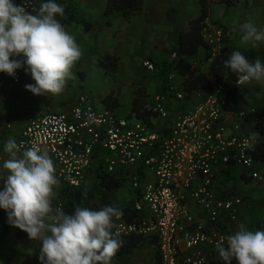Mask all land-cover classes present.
<instances>
[{"label": "built area", "instance_id": "built-area-1", "mask_svg": "<svg viewBox=\"0 0 264 264\" xmlns=\"http://www.w3.org/2000/svg\"><path fill=\"white\" fill-rule=\"evenodd\" d=\"M62 1L57 0L59 4ZM18 4L30 12L38 8L36 0H19ZM202 34L208 54L193 56L190 67L208 75L215 58L223 53L228 33L223 25L207 17ZM172 58L176 59L177 54L173 53ZM143 66L149 71L156 69L150 59L144 60ZM12 78L18 83L21 76L16 72ZM172 99L194 103L172 111ZM224 103V83L214 84L211 91L189 92L171 72L162 91L155 93L146 105L169 122L166 131H156L136 116L123 117L99 108L89 95H81L69 113L29 116L16 142L24 147L36 144L47 152L59 183L72 188L84 185L88 172L100 158L106 172L126 176L129 170L135 174L132 184L140 195L135 209L143 214V219L131 222L122 213L113 231L119 236L155 235L159 264H208L206 248H216L222 237L235 233L224 232L215 225L224 214L235 220L242 201L237 195L218 194L217 167L240 166L254 181L264 182L263 165L252 153L258 139L239 134L244 125L264 127V111L251 112V120L247 117L249 112L236 113L237 121L229 133L224 125ZM5 154L0 149V159ZM134 169L139 172L134 173ZM188 198L206 211L213 226L207 228L196 219L187 207ZM57 202L63 207V202ZM181 242L186 251L181 249Z\"/></svg>", "mask_w": 264, "mask_h": 264}, {"label": "crops", "instance_id": "crops-1", "mask_svg": "<svg viewBox=\"0 0 264 264\" xmlns=\"http://www.w3.org/2000/svg\"><path fill=\"white\" fill-rule=\"evenodd\" d=\"M36 1L38 6L42 2V0ZM218 2L222 4V7L221 5L218 6L214 12V3ZM228 2L229 0H143L142 8L128 19L118 13L111 16L105 15L107 0L62 1L63 5H77L80 8L79 22L65 24L60 21L69 33L75 35L82 51L81 58L72 68L74 78L68 79L61 94L38 96L26 89V85L34 84L35 81L23 68L17 70L21 76L18 83L14 82L12 76L0 72V117L10 115L12 118V121L7 122L5 127L0 129V135H3L0 140V149L9 139L16 141L20 137L29 116L49 112L69 113L73 104L81 95H89L99 108L108 109L103 99L109 92L115 91L118 95V105L111 111L123 117L136 116L139 118L132 112L135 98L134 88L142 87L146 91V96H148L146 87L151 82L156 84L155 93H158L166 85L168 75L171 72H174L175 81L177 83L183 82L185 86L186 76L178 68L172 67L166 74L163 73V68L170 67L175 62V59L172 58V54L175 52H172V49L177 35L179 32L190 28V21L201 14L203 5H207L208 19H220L219 24L226 29L230 41L229 45L234 51H241L250 61L254 62L256 59L264 61V44L256 46L251 43L243 44L240 36V25L245 22H252L258 28L264 29V0H230ZM223 3L226 4V7ZM87 27L88 29H86ZM208 51V46H203L194 56L203 57L208 54ZM105 57L111 58L109 69L102 67ZM13 59L23 60L24 57L21 55L20 57H13ZM146 59H150L155 63L156 69L154 71H149L143 66V61ZM140 73L146 75V78L142 79ZM94 75L101 78L97 80ZM129 75L134 78V82L139 84H133V88H128V91H126L127 99L124 98L127 104L123 106V93L121 88L117 87V82L130 78ZM210 79L213 84L217 83L215 77ZM102 80L110 82V87L104 89L99 86ZM242 86L244 85H240V90ZM26 96L27 98H25ZM146 96L144 97L145 107L151 101V96L149 101H147ZM238 100L243 111H259L260 107H264V91L261 88L248 103L242 104L239 98ZM193 103V101L189 103L172 99L170 107L172 111H175L191 106ZM139 119L145 120L154 130L159 132L166 131L169 123L166 119H162L152 112L149 120ZM236 121V113L225 110L224 125L229 133L232 132V126ZM239 134H248L257 138L258 144L264 142V133L260 132L256 125H244ZM155 150L151 153L155 154ZM7 158V154H5L0 161ZM260 163L263 165L261 161ZM101 164L103 162L100 158L97 165L88 172L82 187L96 181L97 172H105ZM262 168L264 170V166ZM133 172H139V169H134ZM216 172V191L218 194L221 196L237 195L241 197L242 201L237 206L235 220H231L227 214H224L215 227L228 233L236 232L241 225L249 230L256 231V221L264 219V182L254 181L240 166L220 165L217 167ZM132 175L135 174H131L129 170L126 172V176L115 174V176L126 178V183L123 188L116 192L114 197L110 198L108 205L118 207L121 210L123 204H131L129 213L135 212L139 218L136 217L135 220H130L122 213L128 221L136 222L143 219V214L135 209L134 204L140 198V195L133 187ZM0 186H2L0 189H3L4 184L2 181H0ZM64 187L67 186L62 183L58 184L55 192L57 193V190H59L63 197L55 195L54 201H65L62 191ZM94 201L98 202V198H95ZM100 206L103 207L104 205L100 203ZM187 207L196 219L207 228L213 226L206 211L191 198H188ZM18 229V227L9 223L7 212L0 209V264L7 262L9 256L7 255L9 252V250L7 251L9 249L8 240L13 238L19 240L16 236ZM146 238H155L156 243L142 246L130 256L113 258L112 264H159L158 239L155 235ZM34 242L36 241L32 243ZM32 243L23 244L29 245ZM180 247L183 251H186L183 242H181ZM206 254L209 258L208 264H224L219 258L216 248H206ZM232 264H235V260L232 261Z\"/></svg>", "mask_w": 264, "mask_h": 264}, {"label": "clouds", "instance_id": "clouds-1", "mask_svg": "<svg viewBox=\"0 0 264 264\" xmlns=\"http://www.w3.org/2000/svg\"><path fill=\"white\" fill-rule=\"evenodd\" d=\"M64 8L57 0H42L35 12L15 0H0V72L15 76L18 69L31 75L26 89L35 95H59L82 56L75 35L57 17ZM243 44H264V29L252 22L240 25ZM23 56L24 59H13ZM225 67L237 76V85L264 82V61L254 62L232 51ZM79 118V113H77ZM91 119V117H89ZM255 139V137H253ZM7 159L0 161V209L8 221L40 244V264H112L122 245L114 232L122 211L105 205L99 210L76 207L67 213L54 206L59 180L47 152L36 144L24 147L14 139L4 143ZM224 264H264V229H239L216 244Z\"/></svg>", "mask_w": 264, "mask_h": 264}, {"label": "trees", "instance_id": "trees-1", "mask_svg": "<svg viewBox=\"0 0 264 264\" xmlns=\"http://www.w3.org/2000/svg\"><path fill=\"white\" fill-rule=\"evenodd\" d=\"M15 2L18 4L19 0H15ZM60 5L64 8V14L62 17L57 18L62 23L74 24L79 22V12L74 5L66 6L62 3ZM142 5L143 0H107L105 15L111 16L118 13L129 19L142 8ZM32 12L34 13L35 10ZM207 17H209V11L207 5H203L201 14L190 21V28L178 33L172 49V52L177 54V58L170 67L163 68V73L166 74L172 67L178 68L180 72L184 73L186 76L185 88L189 92L195 90L206 92L211 91L214 84L212 83L209 74H212L217 83H224V109L228 112L239 113L243 111L238 100L240 85H237V76L225 67V61L228 59L229 54L234 51L229 45L230 41L228 37L225 41L226 43L222 55L215 58L208 75L190 67V59L197 54L201 47L208 46L202 34ZM86 29H88V27ZM110 60V57H105L102 62V67L109 69ZM134 93L135 98L132 112L139 118L149 120L151 112L145 107L144 97L147 95L145 89L142 87L134 88ZM103 102L109 110H113L118 105V95H116L115 91H111L104 97ZM258 110H264V107H260ZM247 117L251 120V112L247 114ZM9 121H12L10 115L0 117V129L5 127L6 123ZM256 127L260 132L264 133V127L262 125L257 124ZM2 137L3 135H0V140ZM252 153L253 157L256 160L261 161L264 166V142L256 145ZM121 177L115 176V174L106 171L102 173L97 172L96 181L86 187H64L62 189L65 196V201H63L64 211L72 213L78 206L87 207L91 210H99L101 208L100 203L104 206L108 205L110 198L114 197L116 192L123 188L126 183V178ZM95 198H98V202L94 201ZM57 204V201H53L54 206H57ZM130 207L131 204H123L121 206V211L129 217L130 220H135L136 217L139 218L135 212H132V214L129 213V210L131 209ZM255 224L256 230L264 229V219L257 220ZM16 236L22 243L27 244L33 242V240L29 239L28 234L20 228L17 230ZM118 238L122 241V245L113 258L130 256L136 249L156 243L155 238L147 239L146 237L135 234L128 236L120 235Z\"/></svg>", "mask_w": 264, "mask_h": 264}, {"label": "rangeland", "instance_id": "rangeland-1", "mask_svg": "<svg viewBox=\"0 0 264 264\" xmlns=\"http://www.w3.org/2000/svg\"><path fill=\"white\" fill-rule=\"evenodd\" d=\"M220 5L222 7L221 3H219V2L214 3V7H213L214 12L216 11V8H218V6H220ZM223 5H224V7H226L225 3H223ZM75 7L77 8L78 12L80 13V8L77 5ZM212 20L215 23L220 22V19L216 20L215 18H213ZM247 59H248V57H247ZM140 74H141L140 77L142 79L146 78V75L144 76L142 73H140ZM129 76H130V78L128 77V79H126L124 81L117 82V87L121 88L122 93H123V100H122L123 106L125 104H127V101L124 98L127 99V97H126L127 92L126 91H128V88L132 87L133 84H136V85L139 84L138 82H134V78L131 75H129ZM94 77L97 80H99L101 78L100 76H97V75H94ZM71 78H74V75H72ZM72 80H74V79H72ZM99 84H100L99 86H102L104 89L106 87H110V85H111L110 82H107L105 80L104 81L102 80ZM156 87H157L156 84L151 83V82H150L149 86L147 85V87H146L147 91H148V96H146L147 101H149L150 96L153 97V95L155 94ZM261 88L264 91V82L252 81V82L246 83V84H244V86H242V89L240 90L238 98L240 99L242 104L248 103L252 99V97L255 96L258 91H260ZM25 98H27V96ZM45 112H47V111H45ZM0 187H2V186H0ZM60 193L61 192H59V190H57L56 195L59 197H63V195ZM115 199L117 200V198H115ZM7 245L9 247V249H7V251L9 250L7 255H9V256L6 260L7 262H4L2 264H40V261H39L40 244L38 241H36L32 244H29V245H25V244L21 243L17 238H13V239L8 240Z\"/></svg>", "mask_w": 264, "mask_h": 264}]
</instances>
